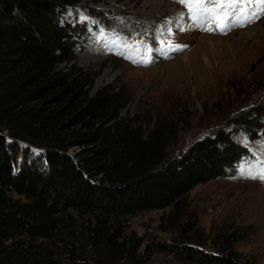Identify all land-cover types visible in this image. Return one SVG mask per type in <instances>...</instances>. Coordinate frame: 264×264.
<instances>
[{"label": "trees", "instance_id": "trees-1", "mask_svg": "<svg viewBox=\"0 0 264 264\" xmlns=\"http://www.w3.org/2000/svg\"><path fill=\"white\" fill-rule=\"evenodd\" d=\"M80 1L0 0V264H163L156 253L237 264V233L205 249L183 202L245 162L259 168L233 134L264 139V99L172 153L177 121L124 117L120 91L91 95L89 73L59 69L78 55L84 29L64 13ZM167 208L171 239L130 230L131 217Z\"/></svg>", "mask_w": 264, "mask_h": 264}, {"label": "rangeland", "instance_id": "rangeland-1", "mask_svg": "<svg viewBox=\"0 0 264 264\" xmlns=\"http://www.w3.org/2000/svg\"><path fill=\"white\" fill-rule=\"evenodd\" d=\"M166 1L171 4L162 7H145L135 0H81L68 5L65 20L80 25L84 34L76 60L61 63L59 69L89 73L91 95L120 91L126 100L124 117L177 121L171 152L179 153L264 99V15L221 33L215 23L212 31L190 26L193 22L180 15L187 9L178 0ZM161 39L181 47L167 51L169 57L152 51L150 63L125 58L138 41L155 49ZM142 54L143 46L135 59ZM2 128L8 134L9 126ZM233 139L264 160V139L252 142L243 132L233 134ZM76 152L70 149L72 155ZM263 202L264 181L243 174L221 178L200 184L187 195L184 218L199 215L205 249L222 234L237 233L236 263L264 264ZM170 210L139 213L130 218V230L147 242L171 239L175 230L165 231L162 224ZM152 260L183 264L174 254L156 253Z\"/></svg>", "mask_w": 264, "mask_h": 264}, {"label": "snow or ice", "instance_id": "snow-or-ice-1", "mask_svg": "<svg viewBox=\"0 0 264 264\" xmlns=\"http://www.w3.org/2000/svg\"><path fill=\"white\" fill-rule=\"evenodd\" d=\"M187 11L181 13V17L185 15L193 22V25L202 30H214L210 25L215 23V30L221 33H226L233 27H242L247 23L253 22L261 15H264V0H178ZM171 35V28L168 29ZM114 43V41H113ZM122 43L126 46V38ZM160 47L151 48L144 44L143 41H138L134 48L129 50V55L125 58L133 59V62L150 63L149 54L152 51L166 54L167 51H177L181 46L174 44L171 40H159ZM143 46V54L137 60L135 56L141 52ZM260 167L253 169L252 166H240V172L252 179H260L264 181V160L257 162Z\"/></svg>", "mask_w": 264, "mask_h": 264}, {"label": "bare ground", "instance_id": "bare-ground-1", "mask_svg": "<svg viewBox=\"0 0 264 264\" xmlns=\"http://www.w3.org/2000/svg\"><path fill=\"white\" fill-rule=\"evenodd\" d=\"M139 3L143 4V6L145 7H149V6L162 7V6H168L169 4H171V2H167L166 0H135V4H139Z\"/></svg>", "mask_w": 264, "mask_h": 264}]
</instances>
